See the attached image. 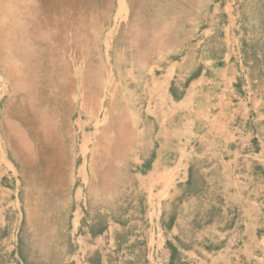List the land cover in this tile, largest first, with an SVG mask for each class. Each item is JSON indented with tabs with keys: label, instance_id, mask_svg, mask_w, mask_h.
<instances>
[{
	"label": "rangeland",
	"instance_id": "1",
	"mask_svg": "<svg viewBox=\"0 0 264 264\" xmlns=\"http://www.w3.org/2000/svg\"><path fill=\"white\" fill-rule=\"evenodd\" d=\"M237 19L262 56L264 0H0V264H71L76 208L98 228L142 207L136 175L177 128L153 84L168 63L184 77L220 57ZM216 182L171 207L185 247L218 218Z\"/></svg>",
	"mask_w": 264,
	"mask_h": 264
},
{
	"label": "crops",
	"instance_id": "2",
	"mask_svg": "<svg viewBox=\"0 0 264 264\" xmlns=\"http://www.w3.org/2000/svg\"><path fill=\"white\" fill-rule=\"evenodd\" d=\"M237 23L225 30L220 57L204 55L198 71L184 77L185 60L168 63L153 84L154 98L164 99L153 106L162 112L163 129L177 126L171 158L164 152L136 175L143 205L130 208L125 223L107 219L106 230L93 236L86 208L75 209L71 264H264V88L246 61ZM197 181L200 191L192 193L190 183ZM216 181L218 218L200 226L205 233L185 247L171 207L206 197ZM120 228L141 229V235L114 237ZM168 243L178 250L175 258Z\"/></svg>",
	"mask_w": 264,
	"mask_h": 264
},
{
	"label": "trees",
	"instance_id": "3",
	"mask_svg": "<svg viewBox=\"0 0 264 264\" xmlns=\"http://www.w3.org/2000/svg\"><path fill=\"white\" fill-rule=\"evenodd\" d=\"M242 19H243V21L247 20L245 15L243 16ZM257 44L258 43L250 44L248 42V40L246 39V37L242 40V46H243L246 61L247 62L251 61V57H252V59L254 60V62L252 63L253 68L259 67L264 72V70H263L264 69V50L262 51V56H259L260 49H259V47H257ZM262 75H264V74H262ZM154 158H155V156H153L152 160ZM152 160L149 162V164L146 167H144L145 169H144V171L141 172L142 174L146 173L150 169V165H151ZM190 187L192 188L191 189L192 193H197L200 191L201 185L199 184V181H197V182H193L192 184L190 183ZM105 230H106V228L104 226L98 227V228L94 227V228H91L90 233L93 236H95V235L103 233ZM167 245H168L169 249L171 250L172 256L175 258L178 255L177 248L175 246H173V244H171V243H168Z\"/></svg>",
	"mask_w": 264,
	"mask_h": 264
},
{
	"label": "bare ground",
	"instance_id": "4",
	"mask_svg": "<svg viewBox=\"0 0 264 264\" xmlns=\"http://www.w3.org/2000/svg\"><path fill=\"white\" fill-rule=\"evenodd\" d=\"M58 34V33H57ZM138 53V52H137ZM147 62V61H146ZM146 69V68H145ZM149 69H150V66H149ZM151 70V69H150ZM146 71V70H145ZM154 77H152L153 79ZM156 80V78H154ZM154 81V80H153ZM161 83V82H160ZM156 84V83H155ZM150 90V89H149ZM164 108V107H163ZM62 134V133H61ZM168 134V133H167ZM86 162V161H85ZM98 182V181H97Z\"/></svg>",
	"mask_w": 264,
	"mask_h": 264
}]
</instances>
